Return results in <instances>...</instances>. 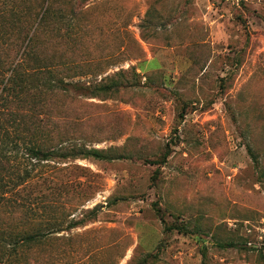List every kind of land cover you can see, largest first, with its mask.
Masks as SVG:
<instances>
[{
	"label": "rangeland",
	"instance_id": "obj_1",
	"mask_svg": "<svg viewBox=\"0 0 264 264\" xmlns=\"http://www.w3.org/2000/svg\"><path fill=\"white\" fill-rule=\"evenodd\" d=\"M42 10L26 68L125 87L33 98L26 142L111 158L47 163L1 201L0 225L47 233L14 264H264V0H0V46Z\"/></svg>",
	"mask_w": 264,
	"mask_h": 264
},
{
	"label": "trees",
	"instance_id": "obj_2",
	"mask_svg": "<svg viewBox=\"0 0 264 264\" xmlns=\"http://www.w3.org/2000/svg\"><path fill=\"white\" fill-rule=\"evenodd\" d=\"M18 1L23 8H29L30 4L35 3V0ZM46 1L43 0V3L46 4ZM43 10L37 16H31L32 14L28 16L26 13L16 17L15 24L9 32L13 33V29H16V34L12 35L13 45L0 46V85L2 87L0 92V203L3 199L9 201L12 198L9 194L14 191L18 193L19 189L32 184L37 177L43 178L44 174H40L39 170L47 163L61 164L79 158L95 160L111 158L104 150L90 149L85 146H47L43 142L25 141L28 139L26 131L30 123L33 120L39 123L41 113L49 115V109H45L47 107L37 102L36 98L40 100L57 91L64 95L75 92L88 98H107L119 93L125 87L120 81L114 80L90 86H83L78 82H67L64 77L53 80L50 78L52 72L48 69V65L39 69L26 68V58L33 57L31 48L36 47L34 37L46 26L48 13L47 10L46 12ZM15 45L20 46L23 54L20 55V51L15 55L12 54ZM41 61L44 63L43 60ZM120 76H123V72ZM44 77L46 79H43ZM250 153L259 168L260 164L256 155L252 150ZM3 173L12 177L6 183H2ZM262 177L264 178V175ZM79 225L75 223L71 229ZM46 235L47 233L32 234L15 226L6 228L0 225V264H14L18 254L22 255L33 245L41 244Z\"/></svg>",
	"mask_w": 264,
	"mask_h": 264
}]
</instances>
